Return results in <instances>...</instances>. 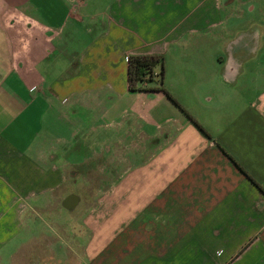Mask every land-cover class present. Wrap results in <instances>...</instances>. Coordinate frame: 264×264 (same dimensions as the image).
Returning <instances> with one entry per match:
<instances>
[{
  "label": "crops",
  "instance_id": "1",
  "mask_svg": "<svg viewBox=\"0 0 264 264\" xmlns=\"http://www.w3.org/2000/svg\"><path fill=\"white\" fill-rule=\"evenodd\" d=\"M215 1L0 0V254L23 231L24 198L62 185L60 153L124 127L170 145L84 220L85 264H264V56L227 44L222 76L233 88L218 95L223 126L199 124L208 136L163 94L129 91V58L217 28ZM80 111L99 115L70 139L51 137Z\"/></svg>",
  "mask_w": 264,
  "mask_h": 264
},
{
  "label": "rangeland",
  "instance_id": "2",
  "mask_svg": "<svg viewBox=\"0 0 264 264\" xmlns=\"http://www.w3.org/2000/svg\"><path fill=\"white\" fill-rule=\"evenodd\" d=\"M249 1H252L254 9L247 12L243 9L246 5L242 4ZM166 2L167 7L172 4L174 8L177 0ZM225 2L215 1L216 10L222 11L216 18V21H221L217 28L186 34L179 41L181 43L177 42L163 55L165 89L206 129L223 126L216 106L224 103L218 95L233 88L225 85L222 76L223 63L227 61V44L233 40L235 43L244 40L249 46V52L245 50L244 56H264V0H237L230 7ZM227 22L231 25L227 26ZM255 62L253 59L246 68L251 70ZM157 69L161 72L162 67ZM215 95L216 99L208 102L207 97ZM135 104L136 108L143 105L142 102ZM174 107L178 111L177 106ZM80 113V119L67 113L65 127L59 135L53 133L51 137L70 139L72 132L79 128V121L89 128L99 115ZM102 122L106 124L108 121L103 119ZM128 131L119 127L114 132L104 129L96 137L93 134L89 138L80 136L86 142L81 144V151L77 150L80 148L78 142L70 150L66 148L60 153L58 163H63L62 185L38 198V202H35V197L24 198L23 231L1 250L0 264H85L79 245L85 242L86 237L89 238L90 231H84V220L94 216L100 202L109 200L135 168L147 166L154 155L170 145L163 135L147 138L137 133L132 136ZM156 131V127L145 130L149 135ZM175 136L177 134L173 138ZM70 194L79 196L81 202L73 212L62 204Z\"/></svg>",
  "mask_w": 264,
  "mask_h": 264
},
{
  "label": "trees",
  "instance_id": "3",
  "mask_svg": "<svg viewBox=\"0 0 264 264\" xmlns=\"http://www.w3.org/2000/svg\"><path fill=\"white\" fill-rule=\"evenodd\" d=\"M159 66L162 67L161 72L156 73ZM128 85L131 93L163 94L179 107L202 133L208 136L204 128L183 110L179 102L165 89L164 56H131L128 62Z\"/></svg>",
  "mask_w": 264,
  "mask_h": 264
},
{
  "label": "flooded vegetation",
  "instance_id": "4",
  "mask_svg": "<svg viewBox=\"0 0 264 264\" xmlns=\"http://www.w3.org/2000/svg\"><path fill=\"white\" fill-rule=\"evenodd\" d=\"M78 202H79V199L77 200V198L71 197V198L67 199V201L65 202V205L69 209H72V208H74L78 204Z\"/></svg>",
  "mask_w": 264,
  "mask_h": 264
},
{
  "label": "water",
  "instance_id": "5",
  "mask_svg": "<svg viewBox=\"0 0 264 264\" xmlns=\"http://www.w3.org/2000/svg\"><path fill=\"white\" fill-rule=\"evenodd\" d=\"M71 197H73V198L75 197V198H77V200L79 199V197H78L77 195H72V196H70L69 198H71ZM69 198H68V199H69ZM66 201H67V200H66ZM66 201H65V202H66Z\"/></svg>",
  "mask_w": 264,
  "mask_h": 264
}]
</instances>
